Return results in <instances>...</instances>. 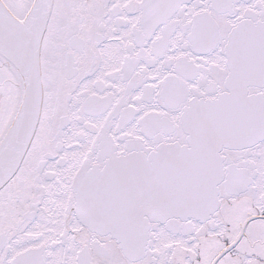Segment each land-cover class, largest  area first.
Listing matches in <instances>:
<instances>
[{
    "label": "snow or ice",
    "instance_id": "obj_1",
    "mask_svg": "<svg viewBox=\"0 0 264 264\" xmlns=\"http://www.w3.org/2000/svg\"><path fill=\"white\" fill-rule=\"evenodd\" d=\"M0 264H264V0H0Z\"/></svg>",
    "mask_w": 264,
    "mask_h": 264
}]
</instances>
